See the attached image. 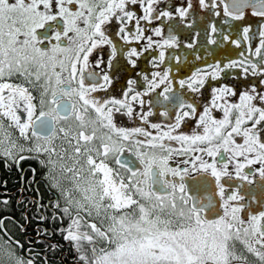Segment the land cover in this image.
Listing matches in <instances>:
<instances>
[{
    "label": "snow or ice",
    "instance_id": "1",
    "mask_svg": "<svg viewBox=\"0 0 264 264\" xmlns=\"http://www.w3.org/2000/svg\"><path fill=\"white\" fill-rule=\"evenodd\" d=\"M25 160L50 195L35 237L0 212V264H264V0H0Z\"/></svg>",
    "mask_w": 264,
    "mask_h": 264
},
{
    "label": "flooded vegetation",
    "instance_id": "2",
    "mask_svg": "<svg viewBox=\"0 0 264 264\" xmlns=\"http://www.w3.org/2000/svg\"><path fill=\"white\" fill-rule=\"evenodd\" d=\"M34 168L36 169L35 176L32 172ZM41 181V172L34 160L21 161L18 165H12L11 167H6L0 161V212H3L6 216H12L22 223L21 214L25 213L30 220L27 225V237H35L34 229L38 224V221L35 220L36 209L33 205V200L40 201L43 198V202H46L50 195ZM4 199L8 200L7 205L2 203ZM5 208L7 211H4ZM41 226L49 227L50 229L54 227L51 223H44ZM9 227L11 228V224H9ZM17 236H19V233H17ZM55 239L59 240L60 238L56 236ZM39 247H43V245L38 246V250ZM48 255L55 260V264L62 262L71 264L72 253L67 245H65L62 255L59 251L55 256H52L51 252Z\"/></svg>",
    "mask_w": 264,
    "mask_h": 264
},
{
    "label": "trees",
    "instance_id": "3",
    "mask_svg": "<svg viewBox=\"0 0 264 264\" xmlns=\"http://www.w3.org/2000/svg\"><path fill=\"white\" fill-rule=\"evenodd\" d=\"M59 259V258H58ZM63 263V262H62ZM62 263H59V264H62ZM64 264V263H63Z\"/></svg>",
    "mask_w": 264,
    "mask_h": 264
}]
</instances>
